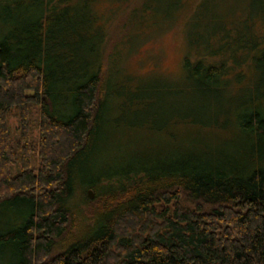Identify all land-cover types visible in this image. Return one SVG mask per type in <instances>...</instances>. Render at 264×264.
Instances as JSON below:
<instances>
[{
    "label": "trees",
    "instance_id": "1",
    "mask_svg": "<svg viewBox=\"0 0 264 264\" xmlns=\"http://www.w3.org/2000/svg\"><path fill=\"white\" fill-rule=\"evenodd\" d=\"M243 4L0 0V264H264V0ZM181 19L177 74L127 69Z\"/></svg>",
    "mask_w": 264,
    "mask_h": 264
},
{
    "label": "rangeland",
    "instance_id": "2",
    "mask_svg": "<svg viewBox=\"0 0 264 264\" xmlns=\"http://www.w3.org/2000/svg\"><path fill=\"white\" fill-rule=\"evenodd\" d=\"M224 1L233 2L235 0ZM257 1L244 0L243 8L255 4ZM123 18V15L116 16V20L109 25L110 29L115 28L117 23ZM183 22L184 19H181L173 26H169L163 30H159L155 34L147 35L144 39L138 40L133 51L125 57L124 63L127 69L138 75L145 74L152 69H157L170 75L177 74L180 71L179 62L183 51V42L180 35ZM114 33L112 31L110 36L112 37ZM90 197L92 196L90 195Z\"/></svg>",
    "mask_w": 264,
    "mask_h": 264
},
{
    "label": "water",
    "instance_id": "3",
    "mask_svg": "<svg viewBox=\"0 0 264 264\" xmlns=\"http://www.w3.org/2000/svg\"><path fill=\"white\" fill-rule=\"evenodd\" d=\"M87 194H88V196H90V195H91V193H90V191H89V190H87Z\"/></svg>",
    "mask_w": 264,
    "mask_h": 264
}]
</instances>
